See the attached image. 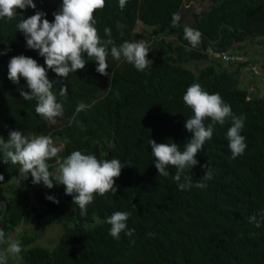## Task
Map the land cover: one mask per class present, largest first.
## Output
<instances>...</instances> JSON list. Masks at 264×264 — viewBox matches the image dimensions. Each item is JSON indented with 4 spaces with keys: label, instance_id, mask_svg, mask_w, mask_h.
I'll return each instance as SVG.
<instances>
[{
    "label": "trees",
    "instance_id": "trees-1",
    "mask_svg": "<svg viewBox=\"0 0 264 264\" xmlns=\"http://www.w3.org/2000/svg\"><path fill=\"white\" fill-rule=\"evenodd\" d=\"M191 1L127 0L121 9L119 0H105L94 13L101 40L109 38L106 27L118 48L142 39L153 48L147 57L153 63L137 71L123 57L115 60L109 45L108 76L96 71L97 63L87 54L86 67L67 78L48 70L63 107L55 123L36 114L35 99L23 100L18 89L29 91L26 81L21 77L13 84L7 66L13 56L25 55L47 68L38 50L27 48L17 24L36 11L54 22L62 0H33L35 9H17L11 20L0 18V136L7 139L10 130H18L29 139L43 134L58 141L60 151L47 161L49 170L59 169L73 151L125 165L116 194H95L82 216L63 185L53 180V188L43 190L0 152V230L5 233L0 253L12 241L22 249L18 259L9 253L7 264H264V98L249 96L239 79L241 66L249 64L245 71L257 66L239 51L254 43L264 49V0H207L198 13ZM173 14L180 17L175 27ZM185 27L202 34L198 46L184 38ZM223 53L244 60L224 66L215 57ZM191 63L201 65L193 71ZM260 66L264 74V62ZM193 83L218 93L234 116L244 117L241 134L247 147L233 158L227 139L231 118L213 124L212 139L196 156L198 164L181 176L180 182L191 177L192 187L181 190L175 167L166 168L167 176L158 174L149 141L176 143L184 150L193 135L185 123L194 113L183 95ZM62 86L68 89L66 97L59 95ZM80 103L87 107L77 112ZM212 123L204 121L206 127ZM209 170L212 178L205 180ZM197 182L205 187H196ZM117 211L130 213L119 240L109 234L107 223ZM21 226L26 229L15 233ZM38 226L59 229L52 248L37 244L42 241Z\"/></svg>",
    "mask_w": 264,
    "mask_h": 264
},
{
    "label": "clouds",
    "instance_id": "clouds-1",
    "mask_svg": "<svg viewBox=\"0 0 264 264\" xmlns=\"http://www.w3.org/2000/svg\"><path fill=\"white\" fill-rule=\"evenodd\" d=\"M126 2L127 0H119L121 9L126 6ZM104 7L105 0H62L60 9L53 13L54 22L44 18L46 13L36 11L34 15L23 18L17 24L18 30L25 36L27 48L38 50L47 68L39 65L31 57L13 56L7 66L8 79L13 84H19L21 77L24 78L29 91L21 87L18 89L20 96L25 101L35 99L36 114L50 123H55V118L63 115V107L52 91L53 81L49 79L48 70L53 71L58 77L67 78L69 73H75L86 67L84 54H87L97 63L96 71L100 75L108 76L109 45H112L110 51L115 60L119 61L123 57L137 71L143 72L153 63L147 58L150 47L142 39L135 42L125 41L118 48L111 39V29L106 27L104 32L109 38L101 40L95 27L94 13ZM27 8H36L33 0H0V18L11 20L17 15V9L26 10ZM179 20V15L173 14V27L178 25ZM201 36L198 30L191 27L184 28V38L192 47L199 45ZM67 94V87L62 86L59 95L66 97ZM183 101L194 113L185 123V128L193 135L184 145V150H179L176 143L158 144L155 140L149 141L158 174L167 176L169 173L166 168L175 167L177 172L174 179L181 190L192 187L191 177L185 176L184 182H180L181 176L185 169H192L198 164L196 156L205 142L212 139L213 124L223 125L227 119L231 118L232 124L227 131V139L233 158L242 155L247 147L245 137L241 134L244 117L234 116L231 107L218 93L209 94L200 84L193 83L183 95ZM86 107L85 104L80 103L76 111H83ZM205 119H210L213 123L206 127ZM59 151L49 136L41 135L29 139L18 130H10L7 139L0 136V152L6 157V162L19 164L20 173L29 174L35 185L42 182L45 187L51 189L54 186L53 180L56 184L63 185L65 194L73 197V203L79 206L82 216L87 214V205L93 202L95 194L100 196L108 192L116 194L115 182L125 166L118 159L98 160L93 154L73 151L59 162L58 174H53L49 171L47 161L57 157ZM211 178V171H206L204 179ZM3 180V175H0V181ZM195 186L205 187L199 182ZM46 198L59 203L52 196ZM129 216L128 212L117 211L108 218L107 223L111 225L109 234L114 239L119 240L120 233L126 230ZM249 220L254 222L256 218L252 216ZM256 226H260L259 222H256ZM125 234L131 236L133 232L128 230ZM4 237V231L0 230V241H3ZM21 250L18 241L10 242L6 251L0 253V264H7L9 253L16 256Z\"/></svg>",
    "mask_w": 264,
    "mask_h": 264
},
{
    "label": "rangeland",
    "instance_id": "rangeland-1",
    "mask_svg": "<svg viewBox=\"0 0 264 264\" xmlns=\"http://www.w3.org/2000/svg\"><path fill=\"white\" fill-rule=\"evenodd\" d=\"M209 2L207 0H193L189 4L193 9V12L198 13L202 11L206 7V5ZM150 32V30H147ZM150 47V46H149ZM155 47V45H154ZM153 48L150 47L151 51ZM240 54H242L248 61H253V64H256L257 66H253L249 68V70H243L245 67H247L249 64L246 66H241L240 72H239V79H240V87L243 88L249 96H256V97H263L264 98V74L262 72L260 63L264 62V49L261 46H257L256 44H251L247 45L243 50L239 51ZM215 57L217 59L221 60V55L216 54ZM243 59L239 62H242ZM227 63H223L224 66H226ZM251 64V63H250ZM201 64L198 63H191L188 64L193 71H196V68L199 67ZM249 67V66H248ZM105 77V76H103ZM43 135V134H42ZM54 145L57 146L58 148L61 147V144L58 141H53ZM53 174H58V168L57 167H52L50 170ZM43 190H47V187L41 184L37 185ZM40 231V239L42 241L37 242L38 245L45 247V248H52L56 242H57V235L59 234V229L57 226L53 227H47V226H38ZM24 226H21L20 228H17L15 233H22L24 231ZM15 236V235H13ZM34 244H29L28 246H31ZM24 246V247H28ZM16 259L20 258V254L15 256Z\"/></svg>",
    "mask_w": 264,
    "mask_h": 264
},
{
    "label": "built area",
    "instance_id": "built-area-1",
    "mask_svg": "<svg viewBox=\"0 0 264 264\" xmlns=\"http://www.w3.org/2000/svg\"><path fill=\"white\" fill-rule=\"evenodd\" d=\"M221 59L223 60L224 63H229V62H239V61H241L243 59V57L240 56V55L231 56V55L223 53V54H221Z\"/></svg>",
    "mask_w": 264,
    "mask_h": 264
}]
</instances>
